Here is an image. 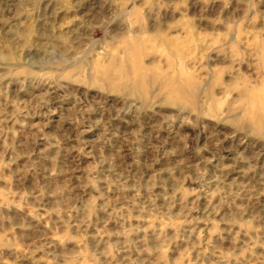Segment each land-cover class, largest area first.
I'll use <instances>...</instances> for the list:
<instances>
[{"label": "rangeland", "instance_id": "374dc122", "mask_svg": "<svg viewBox=\"0 0 264 264\" xmlns=\"http://www.w3.org/2000/svg\"><path fill=\"white\" fill-rule=\"evenodd\" d=\"M0 264H264V0H0Z\"/></svg>", "mask_w": 264, "mask_h": 264}]
</instances>
